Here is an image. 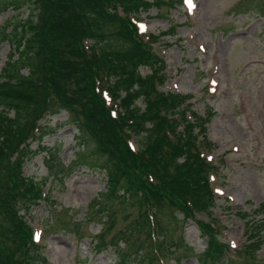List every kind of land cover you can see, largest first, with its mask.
Masks as SVG:
<instances>
[{
    "label": "trees",
    "instance_id": "obj_1",
    "mask_svg": "<svg viewBox=\"0 0 264 264\" xmlns=\"http://www.w3.org/2000/svg\"><path fill=\"white\" fill-rule=\"evenodd\" d=\"M258 3L255 7L264 15V5L259 10ZM163 4L172 6L173 1L0 0V13L28 11L24 18L14 14L12 22L8 17L0 29V43L6 40L10 46L0 70V264H45L23 213L43 198L44 183L22 171L26 160L37 153L28 139L41 140L52 131L38 121L61 108L69 112V123L77 130L73 165L106 177V190L93 201L97 208L87 210L108 213L98 234L101 241L94 245L98 252L112 246L119 253V264L155 262L153 254L142 255L145 241L138 237L146 235L150 252L154 247L162 249L163 241L154 243L151 232L163 231L158 215L169 209L172 218H177L174 212L181 213L182 220H193L207 236L205 259L217 263L224 258L211 212L215 198L208 172L213 167L200 151L211 115L191 110L190 95L159 89L165 64L130 20L140 9L159 10ZM83 38L94 45L90 54L83 49ZM146 65L150 73L141 76L137 70ZM103 89L118 102L116 116L106 106ZM137 99L144 103L143 109ZM199 135L203 139L197 142ZM131 137L135 151L127 143ZM48 166L52 169L50 162ZM71 170L72 166L59 163L54 176L64 177ZM113 200L137 212L105 242L104 233L116 218ZM201 213L209 219L195 217ZM255 229L259 232L262 227ZM258 247L259 242L248 246L249 259H254Z\"/></svg>",
    "mask_w": 264,
    "mask_h": 264
},
{
    "label": "rangeland",
    "instance_id": "obj_2",
    "mask_svg": "<svg viewBox=\"0 0 264 264\" xmlns=\"http://www.w3.org/2000/svg\"><path fill=\"white\" fill-rule=\"evenodd\" d=\"M173 1V6L163 4L159 12L151 8L140 15L144 31L166 32L153 43L166 62L162 89L192 94L191 108L211 114L207 124L211 150L206 154L217 166L210 180L217 194L213 212L220 220L218 238L229 245L227 255L234 259V251L242 243L261 242L248 264H264V15H258L255 7L259 0H195L190 11L182 0ZM263 5L264 1L258 3L259 10ZM17 12V18L28 13L12 9L0 13V29L8 17L14 21ZM172 26L174 32H168ZM9 53L8 41H2L0 69ZM140 72L146 74L149 68L141 67ZM138 105L143 103L138 101ZM69 118L64 108L45 115L38 123L52 131L41 140L28 139L32 150H37L38 144L45 147L23 166L26 176L44 183L47 197L27 210L40 244L38 255L45 264H119V253L113 248L101 253L93 248L92 237L100 243L98 234L108 213L88 214L87 210L97 208L93 201L106 190V178L103 172L73 165L77 130ZM59 163L72 166L64 177L54 176ZM110 204L116 218L104 233L105 242L137 212L116 200ZM168 212L165 209L158 218L164 226L159 238L169 248L166 246V255L155 257L151 264L160 260L164 264H231L228 256L217 263L205 259L208 238L201 228L191 220H182L179 212H174L176 219ZM257 226L262 227L259 232ZM138 238L145 241L142 255L147 257L149 252L152 257L154 248L152 253L147 248L146 235L141 233ZM119 244L123 246L121 241Z\"/></svg>",
    "mask_w": 264,
    "mask_h": 264
}]
</instances>
